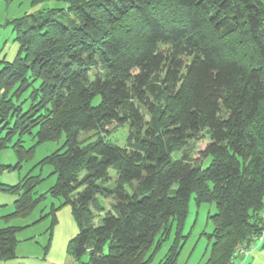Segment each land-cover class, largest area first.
<instances>
[{
  "label": "trees",
  "instance_id": "16d2710c",
  "mask_svg": "<svg viewBox=\"0 0 264 264\" xmlns=\"http://www.w3.org/2000/svg\"><path fill=\"white\" fill-rule=\"evenodd\" d=\"M56 1L65 9L7 20L19 51L13 61H1L0 148L18 135L19 165L34 151L22 145L23 135L37 143L64 135L40 163L57 175L51 193L71 204L77 220L88 218L69 253H87L82 264H147L154 235H165L172 217L182 225L194 193L197 205L216 209L201 264H233L237 245L262 231L261 1ZM123 126L128 134L121 145L111 134ZM87 131L92 137L80 140ZM203 137L205 167L190 155ZM109 169L113 186L106 184ZM39 181L27 174L15 185L0 182V190L17 196L9 216L32 211ZM96 195L112 199L115 210L99 207L95 215L89 203ZM18 230L0 224V260L14 256ZM177 255L174 246L158 264H174Z\"/></svg>",
  "mask_w": 264,
  "mask_h": 264
},
{
  "label": "rangeland",
  "instance_id": "374dc122",
  "mask_svg": "<svg viewBox=\"0 0 264 264\" xmlns=\"http://www.w3.org/2000/svg\"><path fill=\"white\" fill-rule=\"evenodd\" d=\"M260 1L264 10V0ZM60 8L65 9V4L56 0H46L37 5H31L28 0H0V67L2 60L13 61L19 51L14 27L7 23L8 19L20 17L30 21L31 15H50L53 9L56 11ZM29 104L30 100L27 99L23 103V109H27ZM127 134V127H120L113 130L111 140L124 145L127 142ZM90 137L92 131L79 132V139L82 141H87ZM17 138L18 135H15L0 148V182L15 185L27 174L39 176L40 181L32 193L33 198L38 202L25 216H9L14 209V200L17 196L0 190V224L19 227L14 256L1 259L0 264L86 263L87 253L76 258L69 253V248L75 245L79 230L88 224V218L81 215L80 220H77L73 215L71 204L64 203L62 197L51 193L57 175L52 173L53 167L50 164L40 163L61 147L64 135L56 141L42 143H37L33 135H23L22 145L25 148L33 146L34 151L29 159L21 161L19 165H17L18 155L13 146ZM206 143V137L197 140L190 152L191 158L196 162L202 161L203 167L210 161L209 158L202 160L200 154ZM109 174L111 178L106 184L113 186L116 180L113 169H109ZM124 186L130 190L128 184ZM194 197V193H191L188 198L187 213L181 226H178L177 220L172 217L168 221L166 234L163 235V232L159 231L154 235L147 252L149 258L147 264H158L174 246L178 250L174 264H201L205 261L212 243L209 235L212 233L213 225L209 215L216 209L214 203L202 202L197 205ZM112 203V199L96 195L89 203V209L95 215L101 214L99 207L110 210ZM7 215L8 217H5ZM257 243L253 242L247 254L242 259L238 256L234 262L264 264V245ZM90 246L91 242L87 244V248ZM104 251H107V247Z\"/></svg>",
  "mask_w": 264,
  "mask_h": 264
},
{
  "label": "built area",
  "instance_id": "2783aa9c",
  "mask_svg": "<svg viewBox=\"0 0 264 264\" xmlns=\"http://www.w3.org/2000/svg\"><path fill=\"white\" fill-rule=\"evenodd\" d=\"M259 219H260V226H262V231H261V233L258 236L257 235L253 236V239H255L253 241L254 243L260 242L263 239V237H264V212H262L260 214ZM253 242L251 241L250 244L243 243V245L238 244L236 249H235V251H234V253H233V255H235V256H237V255L238 256H241V255L245 256L247 254L248 250L252 247V243ZM227 264H232V260H230ZM233 264H234V262H233ZM239 264H241V262Z\"/></svg>",
  "mask_w": 264,
  "mask_h": 264
},
{
  "label": "crops",
  "instance_id": "0c3cea01",
  "mask_svg": "<svg viewBox=\"0 0 264 264\" xmlns=\"http://www.w3.org/2000/svg\"><path fill=\"white\" fill-rule=\"evenodd\" d=\"M8 15V14H7Z\"/></svg>",
  "mask_w": 264,
  "mask_h": 264
}]
</instances>
